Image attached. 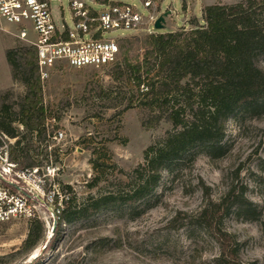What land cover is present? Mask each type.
Listing matches in <instances>:
<instances>
[{
  "label": "rangeland",
  "instance_id": "obj_1",
  "mask_svg": "<svg viewBox=\"0 0 264 264\" xmlns=\"http://www.w3.org/2000/svg\"><path fill=\"white\" fill-rule=\"evenodd\" d=\"M243 1L163 0V10L171 15L157 34L181 28L189 31L193 21L202 24L204 7ZM60 6L70 26L67 2L53 3V7ZM13 33L11 27L0 31V124L15 131L19 148L39 169L45 195L55 186L59 202L66 195L76 209L90 198L129 190L135 184L130 176L143 162V152L176 130L166 119L153 125L154 115L140 107L122 111L130 93L114 85L111 66L54 72L42 84L44 133L37 138L26 132L19 123L25 87L13 80L6 54L27 45ZM143 40L126 41L120 60L125 51L130 58H141ZM261 66L264 69V61ZM143 123L152 127L145 128ZM57 130L65 135L60 142L52 140ZM222 145L221 152L196 149L174 164L144 203L62 224L53 243L54 209L37 206L35 219L43 224L44 237L27 253L20 246L32 220L0 224V264H217L219 246L212 238L203 231L189 234L185 227L176 229L168 223L179 212L183 219L195 215L207 200L218 202L229 192V202L236 196L252 207L249 216L233 209L223 229L239 244L242 264H264V110L230 119ZM94 180L96 185L89 189ZM202 184L208 188V197Z\"/></svg>",
  "mask_w": 264,
  "mask_h": 264
},
{
  "label": "trees",
  "instance_id": "obj_2",
  "mask_svg": "<svg viewBox=\"0 0 264 264\" xmlns=\"http://www.w3.org/2000/svg\"><path fill=\"white\" fill-rule=\"evenodd\" d=\"M202 24L193 21L189 31L144 37L142 57L130 58L128 51L112 66L111 80L130 99L122 111L140 107L154 115L157 125L166 119L174 133H168L156 145L143 152V162L130 176L135 184L126 192L108 193L90 198L80 208H71L72 198H55L57 229L80 220L92 219L108 211L131 209L153 197L162 175L182 162L193 150L211 154L221 152L226 124L230 119H242L256 110H264V0H245L238 4L210 5L203 8ZM127 43L120 46L121 50ZM122 53V51H121ZM7 62L13 80L25 87L20 106L22 128L40 138L44 133L43 87L40 81L36 51L21 46L7 52ZM136 101V104H134ZM151 124L143 123L145 128ZM3 132L16 139L11 147V160L19 169L34 168L14 130L0 124ZM96 181L89 184V189ZM205 196L208 188L203 186ZM231 195V193L229 192ZM218 202L207 203L195 215L182 218L178 213L168 225L186 228L191 234L203 231L219 246L217 264H242L240 247L235 238L223 229V221L233 211L250 215L251 203L230 195ZM61 207V208H60ZM44 237L43 224L34 219L20 249L29 252Z\"/></svg>",
  "mask_w": 264,
  "mask_h": 264
},
{
  "label": "built area",
  "instance_id": "obj_3",
  "mask_svg": "<svg viewBox=\"0 0 264 264\" xmlns=\"http://www.w3.org/2000/svg\"><path fill=\"white\" fill-rule=\"evenodd\" d=\"M60 1L0 0V31L11 27L16 39L35 49L42 84L59 70L113 66L125 41L157 35L155 22L168 10H163V0H64L68 26L64 8L53 7ZM64 137L57 130L52 140L60 142ZM14 141L0 130V224L38 218L37 206L52 207L55 216L58 190L53 186L45 195L39 169L18 168L11 160Z\"/></svg>",
  "mask_w": 264,
  "mask_h": 264
},
{
  "label": "water",
  "instance_id": "obj_4",
  "mask_svg": "<svg viewBox=\"0 0 264 264\" xmlns=\"http://www.w3.org/2000/svg\"><path fill=\"white\" fill-rule=\"evenodd\" d=\"M171 15V12H165L163 13L155 22V29L156 30H162L164 28L165 25V19Z\"/></svg>",
  "mask_w": 264,
  "mask_h": 264
}]
</instances>
